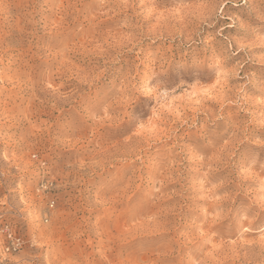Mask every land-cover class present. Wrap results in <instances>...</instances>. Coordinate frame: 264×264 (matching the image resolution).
Returning a JSON list of instances; mask_svg holds the SVG:
<instances>
[{
    "label": "rangeland",
    "instance_id": "obj_1",
    "mask_svg": "<svg viewBox=\"0 0 264 264\" xmlns=\"http://www.w3.org/2000/svg\"><path fill=\"white\" fill-rule=\"evenodd\" d=\"M0 264H264V0H0Z\"/></svg>",
    "mask_w": 264,
    "mask_h": 264
},
{
    "label": "built area",
    "instance_id": "obj_2",
    "mask_svg": "<svg viewBox=\"0 0 264 264\" xmlns=\"http://www.w3.org/2000/svg\"><path fill=\"white\" fill-rule=\"evenodd\" d=\"M54 200L52 199L50 201V206L54 205ZM4 232L6 234V238L8 239V242L6 243L4 250L5 252H13L17 251L21 248L23 244V239L21 236L16 235L9 226H5Z\"/></svg>",
    "mask_w": 264,
    "mask_h": 264
}]
</instances>
